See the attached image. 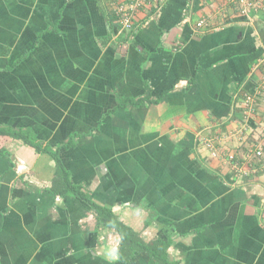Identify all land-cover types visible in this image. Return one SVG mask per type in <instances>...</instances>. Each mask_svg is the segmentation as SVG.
I'll return each instance as SVG.
<instances>
[{"label":"crops","instance_id":"obj_1","mask_svg":"<svg viewBox=\"0 0 264 264\" xmlns=\"http://www.w3.org/2000/svg\"><path fill=\"white\" fill-rule=\"evenodd\" d=\"M251 3L157 0L124 29L112 0H0V125L58 149L93 201L171 239L173 261L264 264V156L243 162L264 149V86L243 111L264 74V0ZM0 144V264H124L86 200L50 191L51 152Z\"/></svg>","mask_w":264,"mask_h":264},{"label":"trees","instance_id":"obj_2","mask_svg":"<svg viewBox=\"0 0 264 264\" xmlns=\"http://www.w3.org/2000/svg\"><path fill=\"white\" fill-rule=\"evenodd\" d=\"M3 136L4 138H2ZM14 137H24L27 142L34 143L37 150H46L54 155L57 165L54 183L50 191L54 194L56 200L63 198L64 195L76 196L86 200L92 206V209L96 214L98 224L103 227L112 228L119 234L120 244L118 247V254L121 262L124 264H133L136 254L143 253L148 255L156 264H180L178 261H173L169 256V247L172 244L171 239L165 240L159 237L146 241L142 237L140 231L125 223L111 207L96 203L90 198V194L88 192L82 190L81 186L74 184L70 178V171L59 158L58 149L52 150L48 147L41 148L42 144L39 145L35 140H33V138L24 136L22 132L16 129L5 128L0 125L1 139L6 142L10 138ZM6 153L7 149L1 145L0 154Z\"/></svg>","mask_w":264,"mask_h":264},{"label":"built area","instance_id":"obj_3","mask_svg":"<svg viewBox=\"0 0 264 264\" xmlns=\"http://www.w3.org/2000/svg\"><path fill=\"white\" fill-rule=\"evenodd\" d=\"M154 1L157 0H112V6L116 12V16L118 18L119 24H121L122 28L124 29H131L134 26V22L136 20V16L140 12V10L147 5H151ZM241 4L243 5V11L245 13H250L252 10V3L251 0H240ZM206 19H201L198 23V27H203L207 25ZM262 62L264 63V58L262 59ZM262 86H264V74L262 79V85H260L255 91L253 92H247L243 98V111L245 115L251 116L255 111V106L257 103V96L258 93L261 92ZM261 87V89H260ZM246 131H248V128L246 126L242 127L239 130V133L242 135L246 134ZM207 146L210 149V151L213 153V155H218V149L214 145L213 142L207 141ZM264 156V149L261 146L253 145L252 149H249L246 153L245 160L243 159V162L248 164L250 167L253 166V158L259 157L262 158ZM229 160H232L235 163V166L237 169H243V166L241 165V162L239 159L236 158L235 154H229L228 156Z\"/></svg>","mask_w":264,"mask_h":264},{"label":"rangeland","instance_id":"obj_4","mask_svg":"<svg viewBox=\"0 0 264 264\" xmlns=\"http://www.w3.org/2000/svg\"><path fill=\"white\" fill-rule=\"evenodd\" d=\"M212 153V152H211ZM213 154V153H212ZM118 234V233H117Z\"/></svg>","mask_w":264,"mask_h":264}]
</instances>
